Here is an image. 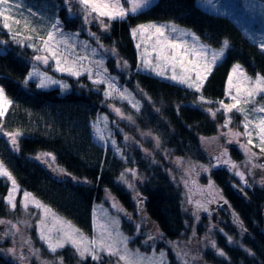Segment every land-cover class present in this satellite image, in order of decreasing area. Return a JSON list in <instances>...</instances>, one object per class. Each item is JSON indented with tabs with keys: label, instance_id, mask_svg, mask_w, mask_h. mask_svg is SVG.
I'll list each match as a JSON object with an SVG mask.
<instances>
[{
	"label": "trees",
	"instance_id": "trees-1",
	"mask_svg": "<svg viewBox=\"0 0 264 264\" xmlns=\"http://www.w3.org/2000/svg\"><path fill=\"white\" fill-rule=\"evenodd\" d=\"M11 2L19 5L13 8V13L21 20L19 25L9 21L13 33L20 31L25 37H34L32 40L24 37L23 44L17 43L0 22V86L12 101L4 118L0 120V159L17 185L86 234H91L92 231L93 205L102 201L105 191L118 200L131 218L138 219L134 215L136 194L140 197L142 213L162 234L158 239L162 242L185 239L184 243H188L197 252L195 263L264 264V226L261 216L264 190L253 187L240 191L238 182L233 181L227 171L210 169L207 172L209 178L215 182L221 195L249 233L239 234L226 213L221 222V228L226 233L218 229V224L215 226L214 217L210 218L209 228L204 215L191 229L192 217L183 210L182 188L174 180V175H169L168 166L157 165L150 159L145 160L133 143L118 140L122 137L118 132L115 133L116 136H109L115 141L117 154L112 147L105 148L98 140L94 121L100 113L108 118L105 126L111 133L116 131L115 124L119 121L110 114L107 115L101 84L96 86L92 83L88 73L77 77L53 70H46V73L52 79L60 80L62 85H67L66 88L61 85L37 87L39 84L35 78H28L25 83L28 73L33 71V60L37 54V50L27 45L39 44L35 39L37 33H33L31 28L37 29L38 34L43 37L59 21V26L65 33L84 37L85 24L81 8L72 3L69 13L64 0ZM217 3L228 11H210L200 0H156L152 6L137 14H130L124 20L112 21L110 28L102 35V40L109 42L115 49L119 60L127 62V70H124L112 66L113 58L107 59L106 68L115 76L120 86H125L139 105L138 108L131 107L118 97L108 98L109 103L123 109L127 122L120 123L121 129L128 137L135 136L136 131L150 133L160 142L161 150H167L177 158L190 159L203 167L209 166L210 160L203 151L200 137L213 135L218 126L225 122L222 110L213 117L208 109L220 108L217 101L222 100L225 95L228 75L233 65L239 63L251 77H255L257 73L264 75V51L244 34L237 23L240 14H236L239 5L247 6L256 13H264V0H219ZM29 9L35 15H30ZM25 17L31 20V26L27 30L24 28ZM147 21L171 22L189 28L201 41L213 48H221L224 40L229 42L224 57L214 66L202 89L203 96L212 103H200L201 93L185 85L137 70V54L131 29ZM239 118L240 114H237L231 126ZM16 131L21 135L17 137V146L13 148L4 133ZM48 153L51 155H45ZM232 154L234 159L238 157L236 150H232ZM46 156L51 157L60 173L47 166L49 162ZM127 169L137 170L138 181L130 182V175L121 180V174ZM8 187V181L0 178L2 218L11 214L4 201ZM139 225L143 234H135V223H129L127 217H122L121 228L134 237L131 238L132 243L145 251L146 246L138 243L139 238L145 234L143 225ZM161 241L157 243V247L166 246ZM221 251L224 255L219 254ZM65 252L67 251L63 248L56 253H64L67 264H98L89 256L81 258L74 249L72 253ZM106 263L113 264V256L103 261V264ZM0 264L12 263L0 256ZM167 264L186 263H180L174 250L168 247Z\"/></svg>",
	"mask_w": 264,
	"mask_h": 264
},
{
	"label": "rangeland",
	"instance_id": "rangeland-1",
	"mask_svg": "<svg viewBox=\"0 0 264 264\" xmlns=\"http://www.w3.org/2000/svg\"><path fill=\"white\" fill-rule=\"evenodd\" d=\"M219 0H200L201 4L209 8L211 11H222L223 9L221 8V5L217 3ZM65 3H67L69 13L70 11V4H75V0H64ZM156 0H154V3ZM227 3V2H226ZM77 6L81 8V6L76 3ZM125 7H128L127 4L124 5ZM227 9H224L222 12H227ZM80 12V11H79ZM83 11H81L82 13ZM236 14H240L237 17V23L241 27L242 31L244 34L254 43H256L259 47L262 42H264V13H256L251 10L247 6H242L239 5V8L236 10ZM72 15V14H69ZM81 17L83 18L84 21V13L81 14ZM107 19L105 18V23ZM149 23H154L157 25H166V24H173L171 22L169 23H160V22H155V21H147L142 24L138 25H147ZM56 24V23H54ZM85 29L84 37H78L73 33H65L60 26L58 25L60 32L64 34L65 37L68 38L69 43L74 46L72 48V51L74 52L75 55L78 56H86L88 59L83 61V66L84 68H91L92 69V77L89 80L94 83L95 80L107 77V78H114L112 79V82L116 85V88L123 92L124 90H127L125 86H120L118 82L116 81V78L114 75L110 73V70H108L105 66V63L107 59L113 58L112 61V66L114 67H121L124 70H127V67L125 64L122 62V60L115 55V52H113V47L111 44L108 42L106 43L105 41L102 40V35H104L107 31L102 30L100 24L98 22H91V23H85ZM175 25V24H173ZM177 26L178 31L174 36H181L182 32L187 31L191 33L193 32L191 29L186 28V27H181L178 25ZM135 26L134 28H136ZM132 28V29H134ZM132 29H131V36L134 41V47L135 51L137 54V70L142 71V72H150L155 76H158L159 78L169 81V82H174L178 83L180 85H185L188 87L186 84H181L176 80H172L171 76L173 75V68L171 63H168L164 61L163 59L157 60L156 59V53L159 51V45L157 44V39L155 35V30L151 29L146 31L143 35L137 34L135 37L132 35ZM52 30V26L49 28L48 31ZM90 33H94L95 36L90 35ZM165 35H169L168 31H165ZM195 35L198 37V35L195 33ZM25 35H20L19 38L23 39ZM47 34L43 36V38H46ZM61 38L58 35V39ZM98 38V39H97ZM174 38L173 36H170V39ZM184 39H186L189 42V45L192 43L191 36H184ZM39 44L37 43L36 46L33 47V49L37 50L42 46V42L40 40H37ZM180 42V41H177ZM199 43L208 45L204 43L203 41L200 40L199 38ZM139 45V48L137 47ZM22 46V45H21ZM209 46V45H208ZM64 45H60L61 50L64 49ZM211 49H220V48H213L209 46ZM154 48L156 49L154 51ZM95 50V51H93ZM179 51V50H178ZM36 55L34 56L33 60V65L37 73H44L45 77H49L48 74L46 73V70H53L56 71V63L55 60L49 59L48 64H44L41 61H37L35 57L37 55H46L47 53L41 52V51H36ZM169 55H171V52H169ZM143 58H147L150 60V66L145 67L143 63ZM188 59H192L191 56H188L185 58V63H187ZM102 63H99L101 62ZM105 69L107 70L105 72ZM123 70V71H124ZM231 71V70H230ZM60 72V71H56ZM99 72L101 73V76L98 77L96 73ZM163 73V75H158L157 73ZM67 73V72H63ZM84 73H87L86 71L81 70V75L82 76ZM69 74V73H67ZM175 74L177 76H180L183 74V69L180 67V64L177 63L175 67ZM193 79L195 78V74H192ZM79 77V76H77ZM128 77V75H126ZM30 78H35L38 81V84L41 83V77L39 74L32 76ZM51 78V77H50ZM52 79V78H51ZM58 81L59 83H50L45 87L48 86H60L63 83L60 80H55ZM96 85V83H94ZM103 86V93L105 96V91L108 88L107 83H101ZM122 85V84H121ZM97 86V85H96ZM227 86V83H226ZM96 88V87H95ZM189 88V87H188ZM192 89V88H190ZM97 90V88H96ZM195 90V89H194ZM118 97L120 100H125L128 105L133 107V104H136V102L133 100L132 95L130 92L127 90L126 91V97L122 99L118 93H114L112 96L106 97L103 100L104 107L107 108V115L110 114L112 117L115 119H118L119 121L115 124L117 126L116 131L111 133L110 131L106 130L105 124L108 123V118L106 117L105 114L100 113L99 116L96 118L94 121V127H95V132L98 140L104 145L105 148L106 146L112 147L114 153H118V149L116 148L115 143L113 144V140L110 139L109 136H116V132L119 134H122V137L119 138L118 140L122 141H128L127 143H133L136 148H138L143 157L146 159H150L151 162L157 164V165H163V166H168L169 169L167 171L169 172V175H174V180L177 182V184L182 188V193L184 196V212L190 215L192 217V228L195 226V224L199 221V218L204 215L207 217V224L208 227L210 228V218H212V215H215V211L218 208H224V201L222 199L221 193L219 189L217 188V185L213 180L209 178L208 171L212 168H217V169H224L227 171L228 174H230L231 178L233 181L238 182L239 188H251L253 186H256L259 189L264 190V172L261 174H258L255 176L257 173L253 171V168L256 166L254 163L255 157L261 153L259 147H252V152L256 153V156H253L249 158V155L245 153V151L240 147V144L246 143L247 138L246 137H239V143H237L236 138H233L229 135H226L229 132V128L233 132H241L243 133L244 129L242 127V120L243 116L240 115V118L238 119L237 122H235L231 126L229 125L228 128L222 127L224 123L220 126H218V130L213 135L207 136V137H200L201 140V145L203 148V151L207 154L210 160V165L203 167L202 164L196 163L191 161L190 159L187 158H177L176 156H172L169 151L167 150H161L160 149V142L157 141V139L151 135L150 133L147 132H137L135 136H127L126 133L121 129L120 123L127 122L126 117H124V112L123 109L120 108L118 105H115L114 103H109V99L111 97ZM9 99V98H8ZM225 103H232L228 97L224 95L222 98ZM256 104H264V98L258 97L256 100ZM10 105L8 106L9 109ZM119 108L122 115H118L114 109ZM238 113L233 112L231 113L232 116V122L235 120V116ZM259 115V114H257ZM4 118V117H3ZM2 118V119H3ZM112 134V135H111ZM100 136H103V139L100 138ZM119 137V135H117ZM127 137V139H125ZM7 140L10 142L9 138L6 136ZM202 138H205L202 140ZM215 138V139H213ZM255 139V136H254ZM232 141L229 143V141ZM130 141V142H129ZM258 143V141H255ZM14 148V146H13ZM227 149V157H221V160L223 159H230L233 163L237 165L236 169H230L229 165H226L222 162H218L216 159L217 157L221 156V153ZM232 150H236L238 152V157L234 159L232 156ZM264 154V153H262ZM46 160L49 162L47 163L48 167H52V170H57L56 172L60 173L58 168L55 167L54 163L52 162V159L50 156H46ZM1 161V159H0ZM199 164V166H198ZM132 169V168H130ZM130 169L125 170L124 177L126 175H130V182L132 181H138V173L137 170L133 169L135 171V175L132 174L131 171H128ZM206 169V170H205ZM239 171L243 173L244 179L241 180V177L236 175V172ZM259 173V172H258ZM2 179H5L8 181L6 178L0 177ZM122 180V179H121ZM126 180V179H125ZM124 182V181H123ZM9 187L6 192V196H8L9 189H11L12 184L11 181H8ZM131 184V183H130ZM211 184V187L209 185ZM135 188V187H134ZM25 190H22L19 187V190L14 193L15 195V201H16V207L12 208L5 200L6 205L9 209V212L11 213L10 216L2 218L0 217V220L3 221H8L10 223H4L0 224V256L4 258L6 261L12 264H59V261L62 259V264H67L65 261L63 254H57L56 252H59V250L63 249H57L56 252H51L48 249L47 244L40 239L39 235V230L37 228V225L41 222L42 218L44 220V223L47 225V228H53L55 225V229H60L61 224L56 221L55 218H60V220L64 222H70L71 226L74 228L78 229L70 220L64 218L63 216L59 215L55 211H53L49 206L46 204H43L38 198H36L33 194L32 196L35 197L36 200H38L41 204L47 206V208L51 209L50 213H45L43 209L37 208L34 204L29 203L28 207L25 209L21 205V201L24 200L23 193ZM28 192V191H26ZM30 193V192H29ZM136 198V214L138 219L136 218H131L130 214L128 213L121 207L120 203L118 200L108 191H105L103 194V199L100 202H96L93 205L92 208V218H91V223H92V231L91 234H86L83 231L79 230L81 233L84 234V236L88 237L89 239L93 238L95 236L97 239L103 235L105 238L108 237V232H111V238L106 239L107 243H112L113 241H118L121 239V236L118 235L122 234V237H127V250L129 253H138L141 254L144 257H147L149 259H155L160 262V264H167V249L168 247L174 250V253L176 255V259L180 261V263H186V264H197L194 261L197 262V252H195L194 249H191L188 246V243H184L185 239L181 240H174V241H166L162 242L161 239H158V236L160 235V232L155 228L154 224L151 223L146 216L142 213V205L139 201V196L135 194ZM117 205V207H113V204ZM221 202V203H220ZM230 217V221L233 225V223L236 226V230L239 234H248L243 222L239 221L238 218L233 216ZM127 217V222H133L135 223V229L134 233L135 234H143L141 227L139 224L143 225L145 229V234L142 238H139V245L143 244L146 246V250L141 251L136 243H132V239L134 238L131 236L129 233L124 231L121 228V222H122V217ZM189 216V217H190ZM147 219V220H146ZM235 220V221H234ZM217 222V221H216ZM215 222V223H216ZM12 225H16V228H13ZM17 229L19 231H17ZM47 231V229H44ZM65 230H67V225H65ZM5 232H8L9 235L4 236L3 234ZM53 240L58 238L56 236V232L54 231L52 233ZM152 237V239H149V237ZM25 240L29 241V244H24L23 242ZM161 241L164 243L166 246L165 247H157V243ZM15 248L16 253L13 255L8 251L10 248ZM117 247L120 250L121 254H124V249L125 246L123 244H118ZM29 248L31 249H38L39 252L37 255H34L31 251H29ZM65 253H72L73 247L71 245H66L64 247ZM75 250V249H74ZM164 253L163 260L160 261V253ZM53 253V254H49ZM23 255L25 259L23 261L20 260V256ZM89 256L92 258L91 255L86 254L84 257ZM113 256V264H124L123 261L119 260L118 256L115 255H108L107 252H101L100 253V259L96 260L98 264H103V261L107 260L109 257L111 258ZM111 263V262H110ZM109 264V263H106ZM202 264V263H199Z\"/></svg>",
	"mask_w": 264,
	"mask_h": 264
},
{
	"label": "snow or ice",
	"instance_id": "snow-or-ice-1",
	"mask_svg": "<svg viewBox=\"0 0 264 264\" xmlns=\"http://www.w3.org/2000/svg\"><path fill=\"white\" fill-rule=\"evenodd\" d=\"M68 2V0H66ZM81 6V10L84 13V22H98L102 28V30L107 31L111 22L115 20H124L130 14H137L144 9L152 6L154 4V0H75ZM127 4L128 7L124 5ZM19 7V5H13L11 0H0V22H2V26L4 29H7L9 33L12 35V39L17 43L23 44V39H17L20 35V31H16L13 33L12 24L9 21H12L14 24L19 25L21 23L20 19L16 18V15L13 13V8ZM30 15H35L31 13V9L28 10ZM105 18L107 19V23H105ZM59 21L56 24L52 25V30L47 32V37H41L37 29L31 28L33 33H37L35 39L40 40L42 42V46L37 49V51L45 52L46 55H37L35 59L37 61H41L44 64H48L49 59L55 60L56 63V71L67 72L73 76H80L81 70L86 71L89 75V78L92 77V69L84 68L83 61L88 59L86 56H78L75 55L72 51L74 48L73 45L69 43L67 37L64 36L63 33L60 32L58 27ZM31 26V20L28 17L24 18V28L27 30ZM154 29L155 35L157 39V44L160 46L159 51L156 53V59L159 61L163 59L164 61L171 63L173 68V75L171 76L172 80H176L181 84H186L189 88L195 89L196 92L201 93L199 97L200 103H212L211 101H207L206 98L202 94V89L205 85L206 80L209 75L212 73L214 66H216L224 57L225 49L228 48L229 42L227 40L223 41V46L216 50L211 49L208 45L199 43V37L195 35V33L184 31L181 36H174L178 31L177 26L173 24L166 25H157L154 23H149L147 25H137L136 28L132 29V35L135 37L138 33L143 35L146 31ZM168 31L169 35H165V31ZM58 35L59 38L58 39ZM90 35L95 36L94 33H90ZM170 36L174 38L170 39ZM184 36H191L192 43L189 45V42L184 39ZM34 37L32 35L26 36L24 39L32 40ZM98 39V38H97ZM180 41V42H177ZM60 45H64V49L61 50ZM28 47H35L34 44L30 43L27 45ZM139 48V45H137ZM260 48L264 51V42L260 44ZM156 49L154 48V51ZM179 50V51H178ZM95 51V50H93ZM115 52V49H113ZM171 52V55H169ZM191 56L192 59H188L187 63H185V58ZM99 63H102L99 62ZM143 63L145 67L150 66V60L147 58H143ZM179 63L180 67L183 69V74L177 76L175 74L176 64ZM126 65L127 62L125 61ZM107 70L105 69V72ZM195 74V78L193 79L192 74ZM39 74L41 77V83L37 85V87H45L50 83H59L58 81L52 80L50 77H45L44 73H37L35 69L32 72L28 73V77L25 78V83H27L28 78ZM158 75H163V73L158 72ZM96 75L98 77L101 76V73L97 72ZM114 78L103 77L94 81L96 84L107 83L108 88L105 91V96H112L114 93H118L119 96L124 99L126 97V91H119L116 88V85L112 82ZM62 87H67V85H61ZM225 96L228 97L232 103H225L224 100L217 101L220 105L218 109L209 108V113L214 117L217 112L223 111L225 114V123L222 127L228 128L232 123L231 113L236 112L243 116L242 127L244 129L243 133L241 132H233L229 128V132L226 135H229L233 138H236L237 143H239V137L243 136L247 138L246 143L240 144V147L245 151L246 154L249 155V158L256 156L255 152H252V147H259L260 152L264 153V104H256V100L258 97L264 98V75L257 73L255 77L248 76L243 67L237 63L234 64L231 71L229 72L227 79V86L225 89ZM12 103L11 100L8 99L5 89L0 86V120L5 116L8 111V106ZM133 107L138 108V103L133 104ZM118 115H122L119 108L114 109ZM259 114V115H257ZM128 119H131L128 117ZM2 131V128H0ZM7 136L13 146H17V137L21 135L19 131L16 132H6L4 133ZM255 136V139H254ZM103 139V136H100ZM127 139V137H125ZM205 138H202V140ZM215 139V138H213ZM255 141H258L256 143ZM232 141L230 140L229 143ZM115 141H113V144ZM45 155H51L50 153ZM227 149H225L220 157L216 159L218 162H222L226 165L230 166V169H236L237 165L233 163L230 159H223L221 157H227ZM39 159V157H37ZM206 170V169H205ZM131 171L133 175H135L134 170ZM236 175L241 177V180L244 179L243 173L237 171ZM0 177L6 178L8 181H11L12 187L9 189L8 196L5 197L6 202L12 207H16L15 195L19 190V186L15 178L12 176L11 172L7 169L2 161H0ZM122 180L124 178V173L121 174L120 177ZM131 187V185H129ZM211 187V184L209 185ZM24 200L21 201V205L26 209L29 203L34 204L37 208H41L45 213H50L51 209L47 208V206L41 204L35 197L32 196L29 192L23 193ZM113 207H117V205L113 204ZM57 222L61 224L60 229H55V225L53 228H47V225L44 223L42 218L41 222L37 225L39 230L40 239L43 240L47 246L49 251L56 252L57 249L64 248L66 245H71L76 253L83 258L86 254L91 255L93 260L100 259L101 252H107L108 255H115L119 257L120 261H123L124 264H160L159 261L155 259H149L147 257L142 256L138 253H129L126 247L127 237H122L118 241H113L112 243H107L106 239L111 238V232H108V237L105 238L103 235L99 239L95 236L89 239L84 236L78 229L71 226L70 222H64L60 220V218H55ZM10 223L8 221L0 220V224ZM65 225H67V230H65ZM13 228H16V225H12ZM44 229H47L45 231ZM17 231H19L17 229ZM56 232V238L53 240L52 233ZM4 236L9 235L8 232L3 234ZM149 239H152L150 236ZM231 239V238H229ZM24 244H29L28 240L23 242ZM118 244H123L125 246L124 254L120 253ZM213 247L215 245L213 244ZM10 253L15 255V248L8 249ZM34 255H37L38 249L29 248ZM220 255H224L221 251ZM164 253H160V261L163 260ZM20 260L23 261L25 257L21 255ZM59 264H62V259L59 261Z\"/></svg>",
	"mask_w": 264,
	"mask_h": 264
},
{
	"label": "flooded vegetation",
	"instance_id": "flooded-vegetation-1",
	"mask_svg": "<svg viewBox=\"0 0 264 264\" xmlns=\"http://www.w3.org/2000/svg\"><path fill=\"white\" fill-rule=\"evenodd\" d=\"M255 161H254V163L256 164V166L253 168V171H255V173H257L255 176H257L258 174H261L262 172H264V154H262V153H259L256 157H255V159H254ZM259 172V173H258ZM253 187H256V186H253ZM252 187V188H253ZM244 188H241L240 189V191L241 190H243ZM222 196V195H221ZM222 199H223V203H224V208L222 209H220V208H218L216 211H215V215H212L214 218H216V220H215V226L217 227V224L220 226L218 229H220V231H222V232H224V233H226V231L225 230H223L222 228H221V222H223V219H224V214L226 213L228 216H229V220H230V217H232V215L231 214H233V216H235L236 218H238V216H237V214H235V212L232 210V208L230 207V205H229V203H228V201L222 196ZM221 203V202H220ZM264 207V205L262 206V208ZM262 208H261V210H262ZM239 220V219H238ZM235 221V220H234ZM240 221V220H239ZM233 226H234V228L236 229V226H235V224L233 223ZM247 231V233H249L248 232V230H246Z\"/></svg>",
	"mask_w": 264,
	"mask_h": 264
},
{
	"label": "water",
	"instance_id": "water-1",
	"mask_svg": "<svg viewBox=\"0 0 264 264\" xmlns=\"http://www.w3.org/2000/svg\"><path fill=\"white\" fill-rule=\"evenodd\" d=\"M261 216H262V219H263V226H264V207L261 210Z\"/></svg>",
	"mask_w": 264,
	"mask_h": 264
},
{
	"label": "clouds",
	"instance_id": "clouds-1",
	"mask_svg": "<svg viewBox=\"0 0 264 264\" xmlns=\"http://www.w3.org/2000/svg\"><path fill=\"white\" fill-rule=\"evenodd\" d=\"M149 220V219H148Z\"/></svg>",
	"mask_w": 264,
	"mask_h": 264
}]
</instances>
